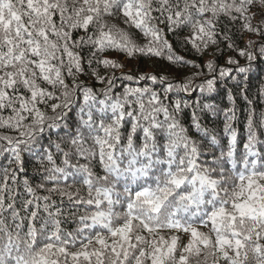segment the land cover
<instances>
[{
    "label": "snow or ice",
    "instance_id": "snow-or-ice-1",
    "mask_svg": "<svg viewBox=\"0 0 264 264\" xmlns=\"http://www.w3.org/2000/svg\"><path fill=\"white\" fill-rule=\"evenodd\" d=\"M258 56L264 0H0V264H264Z\"/></svg>",
    "mask_w": 264,
    "mask_h": 264
},
{
    "label": "trees",
    "instance_id": "trees-1",
    "mask_svg": "<svg viewBox=\"0 0 264 264\" xmlns=\"http://www.w3.org/2000/svg\"><path fill=\"white\" fill-rule=\"evenodd\" d=\"M241 47H243V42H241ZM234 55L235 58L239 61V63L241 65H245L248 62L246 61V58L244 57H240L238 55H236L235 53H225L224 56H221L218 60H217V64L220 67L225 66V58L227 55ZM233 68L232 71V75H235V67L231 66ZM247 76L249 77V83L251 85L250 87V92H251V98L256 102V107L258 109H264V101H261L257 95V89L260 86V84L262 82H264V57H257L255 60H253L251 62V67L249 72L247 73ZM228 87H232V82L228 81L227 82ZM117 86H120V81L117 80ZM226 89L225 88H220L218 92L211 94L208 97V100L206 102H211V103H223V104H227V99H226ZM199 96V92L197 90V92L195 93H191V94H184V99L188 100L189 103H192L193 101H195L197 99V97ZM239 106H240V112H239V122H237L235 124V127L238 130V133L240 134V138L243 139L244 136H246V129L244 127V116H245V102L243 100H239L238 101ZM191 109L186 110L184 116L182 117V120L184 121L185 127H189L191 125ZM162 118V117H161ZM200 119H201V123L206 125L209 129H216V131L222 135V127H223V123H222V119H215L213 118L210 114L207 113H200ZM193 133H195V129H192ZM6 163V161H5ZM29 176H33L34 173L32 172L31 167H29V172H28ZM37 181H33V183H35ZM40 194H44V193H40ZM67 227H70L67 226Z\"/></svg>",
    "mask_w": 264,
    "mask_h": 264
}]
</instances>
